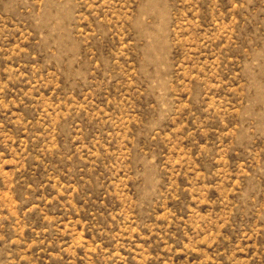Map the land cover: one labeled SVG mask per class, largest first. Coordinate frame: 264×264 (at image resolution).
Wrapping results in <instances>:
<instances>
[{
	"label": "rangeland",
	"instance_id": "obj_1",
	"mask_svg": "<svg viewBox=\"0 0 264 264\" xmlns=\"http://www.w3.org/2000/svg\"><path fill=\"white\" fill-rule=\"evenodd\" d=\"M0 264H264V0H0Z\"/></svg>",
	"mask_w": 264,
	"mask_h": 264
}]
</instances>
